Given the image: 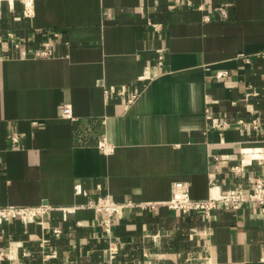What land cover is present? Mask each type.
<instances>
[{
	"label": "crops",
	"instance_id": "1",
	"mask_svg": "<svg viewBox=\"0 0 264 264\" xmlns=\"http://www.w3.org/2000/svg\"><path fill=\"white\" fill-rule=\"evenodd\" d=\"M194 3L2 0L0 207L50 209L0 219V264H262L255 204L210 217L125 208L112 261L102 217L84 207L166 202L180 181L205 200L212 185L250 190L264 176V0ZM48 41L52 56H35Z\"/></svg>",
	"mask_w": 264,
	"mask_h": 264
},
{
	"label": "built area",
	"instance_id": "2",
	"mask_svg": "<svg viewBox=\"0 0 264 264\" xmlns=\"http://www.w3.org/2000/svg\"><path fill=\"white\" fill-rule=\"evenodd\" d=\"M176 3H185L188 6H195L194 0H173ZM2 0H0L1 5ZM198 9H202V5L197 6ZM210 19L209 17H206ZM158 30L159 26L154 25ZM10 38L14 41L16 47L20 46V42L17 41L15 35L10 34ZM51 42H46L43 44L42 49L35 52L37 57H50L53 54ZM159 67L163 68L165 65V58L161 55L158 59ZM228 76V72H220L218 78H225ZM137 96H133L130 100L132 103ZM63 117L73 119V108L71 105L66 104L63 108ZM210 123L213 128H219L222 122L219 118L212 115L208 116ZM243 123V121H240ZM255 130L260 131L261 123L259 120L255 119L252 121ZM11 142L18 143L19 138L17 136L11 137ZM99 146L104 150L108 151V146L106 140L99 142ZM235 173L240 172L239 167L233 168ZM77 194H88L83 190L81 185H76L75 187ZM100 189V187H99ZM213 190H216L213 192ZM244 204H255L264 213V176H257L253 178L250 190H245L243 188H232L228 191H222L216 185H212L210 189V196L205 200L194 199L191 196V186L188 182H176L173 185L172 197L166 202H117L111 198L110 195H99L96 200H92L88 205L84 206L93 209L98 215L102 217V227L109 239V252L111 261L116 259L118 254V247L113 236V220L119 216L123 209L125 208H140L142 210L155 211L159 206L166 205L172 210H180L185 214L190 212H200L206 217H210L212 211L223 206L227 209H239ZM50 209L48 206H38V207H0V219L8 218H18L25 223L34 222L37 218H42ZM68 211H71L68 210ZM56 234L61 233V229L56 228ZM55 253V252H54ZM5 254L0 252V260H3ZM264 264V256L261 260Z\"/></svg>",
	"mask_w": 264,
	"mask_h": 264
},
{
	"label": "bare ground",
	"instance_id": "3",
	"mask_svg": "<svg viewBox=\"0 0 264 264\" xmlns=\"http://www.w3.org/2000/svg\"><path fill=\"white\" fill-rule=\"evenodd\" d=\"M216 191V190H213V192Z\"/></svg>",
	"mask_w": 264,
	"mask_h": 264
}]
</instances>
